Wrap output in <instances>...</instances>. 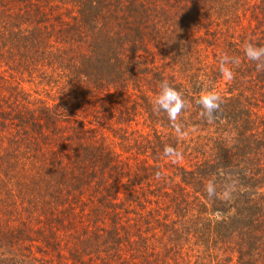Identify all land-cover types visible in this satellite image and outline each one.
I'll use <instances>...</instances> for the list:
<instances>
[{
  "label": "trees",
  "instance_id": "obj_1",
  "mask_svg": "<svg viewBox=\"0 0 264 264\" xmlns=\"http://www.w3.org/2000/svg\"><path fill=\"white\" fill-rule=\"evenodd\" d=\"M249 44L264 0H0V264H264Z\"/></svg>",
  "mask_w": 264,
  "mask_h": 264
},
{
  "label": "clouds",
  "instance_id": "obj_2",
  "mask_svg": "<svg viewBox=\"0 0 264 264\" xmlns=\"http://www.w3.org/2000/svg\"><path fill=\"white\" fill-rule=\"evenodd\" d=\"M245 54L249 59L255 61L264 60V48H256L253 45L249 44L245 48ZM264 68V63H258L257 69L261 70ZM170 101H175V105H172ZM220 97L218 95L208 93L202 97H200L198 103L204 110L203 114L207 116H211L212 113L220 108ZM156 103L160 105L165 111L168 112V116L170 120H175L183 108V101L180 100L179 93L174 89L169 87L167 83H163L161 86V94L157 98Z\"/></svg>",
  "mask_w": 264,
  "mask_h": 264
},
{
  "label": "rangeland",
  "instance_id": "obj_3",
  "mask_svg": "<svg viewBox=\"0 0 264 264\" xmlns=\"http://www.w3.org/2000/svg\"><path fill=\"white\" fill-rule=\"evenodd\" d=\"M26 89H30L27 85L25 86Z\"/></svg>",
  "mask_w": 264,
  "mask_h": 264
}]
</instances>
